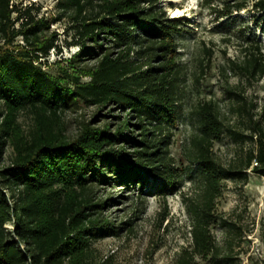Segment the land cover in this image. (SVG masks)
Instances as JSON below:
<instances>
[{
	"label": "trees",
	"instance_id": "1",
	"mask_svg": "<svg viewBox=\"0 0 264 264\" xmlns=\"http://www.w3.org/2000/svg\"><path fill=\"white\" fill-rule=\"evenodd\" d=\"M156 1L57 0L71 20L77 52L68 67L50 74L41 67V59L57 49L55 36L43 35L49 21L37 18L34 4L18 8L0 0V159L7 142L13 150L10 164L0 167V264H87L93 240L131 232L148 179L157 191L173 188L167 146L180 115L177 40L185 35L184 21L167 16ZM200 3L212 7L217 20L252 13L264 29V0ZM16 38L22 44H14ZM239 41L240 56L230 69L240 84L222 86L223 109L206 101L193 113L197 126L186 162L201 180L197 198L185 202L190 240L174 264H238L235 248L244 233L213 210L220 183L246 184L249 173L264 179V115L245 91L264 77V46ZM79 103L107 108L114 130L105 122L102 128L83 126L74 139L61 137L58 113ZM21 111L34 122L25 138L15 124ZM222 136L234 147L225 166L213 152ZM116 183L120 193L136 184L135 196L93 197L94 187ZM119 199L129 202L124 211L130 216L110 224L104 213ZM213 225L225 234L221 244L210 232Z\"/></svg>",
	"mask_w": 264,
	"mask_h": 264
},
{
	"label": "rangeland",
	"instance_id": "2",
	"mask_svg": "<svg viewBox=\"0 0 264 264\" xmlns=\"http://www.w3.org/2000/svg\"><path fill=\"white\" fill-rule=\"evenodd\" d=\"M12 3L18 8L34 4V7H39L37 18L49 21L48 30L43 31V35L46 38L55 36L57 49L50 50L47 57L41 59L42 69L56 74L59 67H68L77 52V45H72L74 39L69 15L58 10L57 0H12ZM213 4L217 2L213 1ZM156 5L167 16L184 21L185 35L177 40L181 71L176 99L180 115L177 124L170 129L167 146L175 183L170 190L160 192L151 187L153 180L148 179L143 187L144 201L138 206L140 213L133 219L131 232L123 230L118 235L93 240L87 264H174L178 253L188 246L190 240L185 202L187 198H197L201 180L199 170L186 162L189 138L197 126L193 113L206 101H215L223 109L225 97L221 92L222 86L240 84L239 78L230 69V62L240 56L241 38L254 39L264 46V29L255 25L253 14L247 11L234 13L227 20H217L212 7H205L200 0H157ZM14 44H22L21 39L16 38ZM86 61L89 65L93 62ZM87 80L82 78L83 82ZM245 89L246 94L255 98L259 112L264 115V77L256 84L246 85ZM57 116V132L67 140L74 139L85 125L102 128L105 122H109L113 131L116 122L110 119L107 108L84 103L63 110ZM15 124L25 138L34 127L33 116L28 111H21ZM213 152L225 166L233 158L234 147L222 136L214 143ZM12 156V146L7 142L2 150L0 167H7ZM120 185L116 183L112 189L94 187L92 195L104 199L110 195L117 199L121 195L135 196L136 184L132 190L125 189L123 193H120ZM128 204L126 199L110 203L104 218L110 224L126 221L131 212L124 211V206ZM213 210L216 216L235 222L244 233L239 247L235 248L238 264H264V179L249 173L246 184L222 181ZM4 228L11 230L12 226L9 223ZM210 232L214 240L221 244L225 234L219 227L211 226ZM198 262L210 264L207 260Z\"/></svg>",
	"mask_w": 264,
	"mask_h": 264
},
{
	"label": "bare ground",
	"instance_id": "3",
	"mask_svg": "<svg viewBox=\"0 0 264 264\" xmlns=\"http://www.w3.org/2000/svg\"><path fill=\"white\" fill-rule=\"evenodd\" d=\"M174 13H177V11H176V12H174Z\"/></svg>",
	"mask_w": 264,
	"mask_h": 264
}]
</instances>
